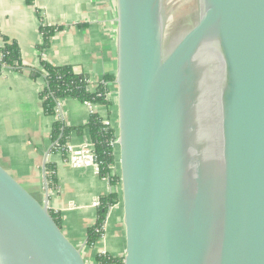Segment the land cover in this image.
Returning a JSON list of instances; mask_svg holds the SVG:
<instances>
[{"label": "water", "instance_id": "95a60500", "mask_svg": "<svg viewBox=\"0 0 264 264\" xmlns=\"http://www.w3.org/2000/svg\"><path fill=\"white\" fill-rule=\"evenodd\" d=\"M116 0L123 264H264V0ZM0 164V264H87Z\"/></svg>", "mask_w": 264, "mask_h": 264}, {"label": "crops", "instance_id": "0c3cea01", "mask_svg": "<svg viewBox=\"0 0 264 264\" xmlns=\"http://www.w3.org/2000/svg\"><path fill=\"white\" fill-rule=\"evenodd\" d=\"M42 25L60 29L53 34L49 47L40 51L37 46L42 42ZM0 33L18 44L25 67L0 71V163L28 185L39 200L44 198L43 166L46 173V165L52 164L55 188H48V205L59 214L67 238L82 247L87 264L96 263L100 253L122 257L125 240L121 203L109 209L104 234L97 244H86L87 229L96 222L94 202L110 192V184L99 176L93 163L75 165L62 152L52 151V126L59 118L43 113L39 93L44 80L29 72L39 70L41 60H46L87 74L92 86L104 75H114L116 0H0ZM2 44L0 36V47ZM113 86L108 85L111 93ZM59 104L63 122L71 128L87 124L92 112L112 121V108L94 104L90 110L86 103L69 97ZM88 140L87 128L80 133L72 129L68 144L83 147ZM109 235L114 244L106 242ZM97 245L94 252L92 248Z\"/></svg>", "mask_w": 264, "mask_h": 264}, {"label": "trees", "instance_id": "16d2710c", "mask_svg": "<svg viewBox=\"0 0 264 264\" xmlns=\"http://www.w3.org/2000/svg\"><path fill=\"white\" fill-rule=\"evenodd\" d=\"M59 29L60 27L53 25H42L40 27L42 42L37 48L40 51L48 48L53 34ZM0 36L3 42L0 47V52L3 55L2 63L11 69L24 70L25 67L21 65L20 61L18 44L1 33ZM29 72L36 77H42L44 80L39 98L45 115L56 114L58 102L67 97L81 103L90 102L107 108L113 107V100L108 97L110 90L108 85L113 83L114 75L106 74L92 86L87 74L76 72L70 65L56 66L46 60H41L39 70L30 69ZM84 128L88 129L90 140L94 145V162L97 164L99 176L107 178L109 184L116 188L99 198V205L96 206V222L86 232V244L91 247L104 234L109 209L120 202L119 174L117 172L111 174V169L117 164L115 145L113 144L116 141V126L105 123L98 113L92 112L87 124L82 127L71 128L66 126L63 120L58 119L52 126L51 139L54 144L52 151H57L59 146L68 143L72 129L80 133ZM46 179L48 188H55L54 166L50 163L46 165ZM50 213L57 225L61 227L59 214L53 210H50ZM122 259V257H113L107 253L97 254L95 257L98 264H123Z\"/></svg>", "mask_w": 264, "mask_h": 264}, {"label": "rangeland", "instance_id": "374dc122", "mask_svg": "<svg viewBox=\"0 0 264 264\" xmlns=\"http://www.w3.org/2000/svg\"><path fill=\"white\" fill-rule=\"evenodd\" d=\"M196 0H165L163 5V12H164V18H165V39L168 41V39L174 34H180L181 31H184L188 29L192 24L193 21L196 18ZM111 98L113 100V116H112V123L114 126H116V107H115V96H116V90L113 86L112 89ZM116 149V147H115ZM2 162V161H0ZM1 164V163H0ZM2 165V164H1ZM4 168H6L12 176L18 181V176L11 171V169L4 164L2 165ZM116 171H118V167L116 165ZM23 186H25L30 192L33 193V190L26 185L23 181H19ZM41 199V197H39ZM106 242L111 244H114V238L112 236H108L106 239ZM97 244V243H96ZM99 248V245L93 247L92 249L94 252ZM113 256V255H112ZM117 257V256H113ZM94 264H98L97 262Z\"/></svg>", "mask_w": 264, "mask_h": 264}, {"label": "built area", "instance_id": "2783aa9c", "mask_svg": "<svg viewBox=\"0 0 264 264\" xmlns=\"http://www.w3.org/2000/svg\"><path fill=\"white\" fill-rule=\"evenodd\" d=\"M2 57H3V55L0 52V71L8 68L2 63ZM111 95H112V93L109 90V93H108L109 99H111ZM86 105L89 107L90 110H92V108L94 107V104H92L90 102H86ZM56 115L59 119L63 120V115H62V112L60 109L59 102H58L57 109H56ZM104 122L113 124L111 120L104 121ZM113 144L116 147V142ZM58 151L65 154V156H67L69 158V161L75 165H87V164L93 163L98 170L97 164L94 162V159H95L94 145L91 142V140H88L86 145H84L83 147H75L72 144L66 143L65 145L59 146ZM115 167L111 169V174H114L117 172ZM104 179H106L108 181L107 178H104ZM108 183H109V181H108ZM115 189L116 188H114L113 186L110 185V192L114 191ZM94 205L95 206L99 205V199L94 202Z\"/></svg>", "mask_w": 264, "mask_h": 264}]
</instances>
